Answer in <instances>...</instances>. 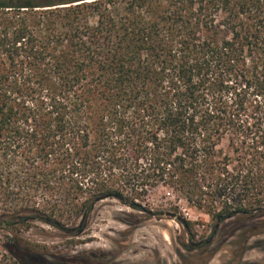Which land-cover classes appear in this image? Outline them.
<instances>
[{"label": "trees", "instance_id": "trees-1", "mask_svg": "<svg viewBox=\"0 0 264 264\" xmlns=\"http://www.w3.org/2000/svg\"><path fill=\"white\" fill-rule=\"evenodd\" d=\"M160 188L213 235L264 215V0H0V264Z\"/></svg>", "mask_w": 264, "mask_h": 264}, {"label": "rangeland", "instance_id": "rangeland-1", "mask_svg": "<svg viewBox=\"0 0 264 264\" xmlns=\"http://www.w3.org/2000/svg\"><path fill=\"white\" fill-rule=\"evenodd\" d=\"M147 207L156 214L106 199L96 205L82 233L37 221L20 236L46 264H264V215L252 221L234 218L213 235L215 220L209 214L164 188L151 193ZM162 209L191 220V233ZM5 236L0 231V257L9 256L1 246Z\"/></svg>", "mask_w": 264, "mask_h": 264}, {"label": "water", "instance_id": "water-1", "mask_svg": "<svg viewBox=\"0 0 264 264\" xmlns=\"http://www.w3.org/2000/svg\"><path fill=\"white\" fill-rule=\"evenodd\" d=\"M107 197H109V196H107ZM145 212H147V213H149L151 215H155L156 214V212L154 210H151V209L145 210ZM161 214L167 215V216H170L172 218H177V219L181 220V217L177 213H174V212L163 211Z\"/></svg>", "mask_w": 264, "mask_h": 264}]
</instances>
